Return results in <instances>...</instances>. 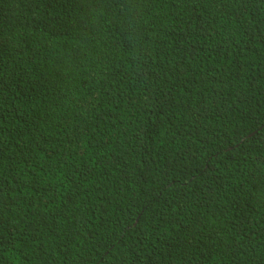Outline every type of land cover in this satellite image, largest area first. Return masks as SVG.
<instances>
[{
    "label": "trees",
    "instance_id": "obj_1",
    "mask_svg": "<svg viewBox=\"0 0 264 264\" xmlns=\"http://www.w3.org/2000/svg\"><path fill=\"white\" fill-rule=\"evenodd\" d=\"M84 2L0 0V264H264V0Z\"/></svg>",
    "mask_w": 264,
    "mask_h": 264
},
{
    "label": "clouds",
    "instance_id": "obj_2",
    "mask_svg": "<svg viewBox=\"0 0 264 264\" xmlns=\"http://www.w3.org/2000/svg\"><path fill=\"white\" fill-rule=\"evenodd\" d=\"M87 4V0H85V2H84V6ZM70 10V9H69Z\"/></svg>",
    "mask_w": 264,
    "mask_h": 264
}]
</instances>
